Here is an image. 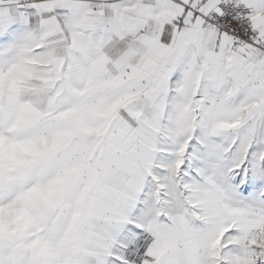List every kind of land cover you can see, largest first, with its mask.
Wrapping results in <instances>:
<instances>
[{
  "label": "snow or ice",
  "instance_id": "6c2138e0",
  "mask_svg": "<svg viewBox=\"0 0 264 264\" xmlns=\"http://www.w3.org/2000/svg\"><path fill=\"white\" fill-rule=\"evenodd\" d=\"M0 264H264V0H0Z\"/></svg>",
  "mask_w": 264,
  "mask_h": 264
}]
</instances>
